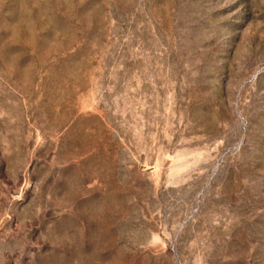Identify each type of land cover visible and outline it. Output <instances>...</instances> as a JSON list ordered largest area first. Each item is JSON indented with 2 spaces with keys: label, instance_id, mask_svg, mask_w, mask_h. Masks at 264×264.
<instances>
[{
  "label": "rangeland",
  "instance_id": "rangeland-1",
  "mask_svg": "<svg viewBox=\"0 0 264 264\" xmlns=\"http://www.w3.org/2000/svg\"><path fill=\"white\" fill-rule=\"evenodd\" d=\"M0 264H264V0H0Z\"/></svg>",
  "mask_w": 264,
  "mask_h": 264
}]
</instances>
